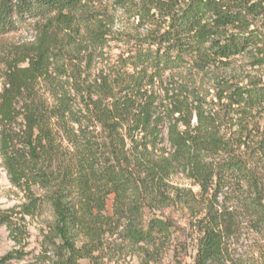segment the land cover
I'll list each match as a JSON object with an SVG mask.
<instances>
[{
  "label": "trees",
  "instance_id": "obj_1",
  "mask_svg": "<svg viewBox=\"0 0 264 264\" xmlns=\"http://www.w3.org/2000/svg\"><path fill=\"white\" fill-rule=\"evenodd\" d=\"M92 12L86 0H0V37L29 20L35 33L32 41L11 45L1 73L0 173L29 202L18 212L0 210V227L20 243L28 235L20 213L31 214L44 198L54 219L42 236L41 254L51 264L94 263V252L113 233L154 258L170 240V211L193 219L201 213L191 189L170 182L181 173L200 193L213 190L194 221L201 235L192 264H243L223 256L220 226L228 230L234 215L227 208L218 211L212 200L226 182H245L248 190L238 194V202L264 223V176L240 150L242 120L264 111V83L224 82L217 97L226 99L222 116L186 90L166 91L162 100L152 87L167 71L192 62L207 65L257 44L258 62L264 63L261 32L222 1L172 4L161 11L164 28L135 37L111 73L88 79L80 66L76 20L94 23L100 33L102 20ZM87 15L91 20L83 19ZM230 112L239 118L240 135L226 137L221 122ZM23 256L9 251L0 264Z\"/></svg>",
  "mask_w": 264,
  "mask_h": 264
},
{
  "label": "rangeland",
  "instance_id": "obj_2",
  "mask_svg": "<svg viewBox=\"0 0 264 264\" xmlns=\"http://www.w3.org/2000/svg\"><path fill=\"white\" fill-rule=\"evenodd\" d=\"M92 9V14L102 20V30L97 33L93 23L84 26L76 20L78 36L82 45L80 50V66L87 71V78L93 79L100 74L111 73L118 57L124 54L133 44L135 37L151 35L165 27L163 8L183 7L187 0H86ZM222 1L227 10L243 12L251 22V28L261 32L264 45V0H217ZM143 5L150 8L144 10ZM91 18V15L83 19ZM95 22V21H94ZM33 21L20 23L19 29L0 37V88L3 82L1 73L8 61L12 44L29 42L34 39ZM91 25V26H90ZM92 30V31H91ZM227 59H211L207 65L196 66L194 62L179 71H167L156 80L152 90L164 100L165 92L186 90L204 99L205 107L220 110L226 103L225 98L218 100V93L224 82L245 85L251 82L264 83V63L258 59L262 54L256 47ZM40 89L49 98L51 92L47 84L41 83ZM177 115V114H175ZM239 118L230 112L225 122H221V129L227 136L240 135L237 131L241 128ZM195 124V118L192 119ZM244 128L241 131L240 150L247 155L249 167L257 169L264 176V111L255 113L253 117L242 120ZM166 130L163 129L165 136ZM235 133V134H231ZM170 182L184 189H191L197 200L196 206L201 209L197 218L193 219L183 211L175 209L172 212L170 240L154 258L145 254L140 245L132 244L119 233L105 237L101 247L94 252L96 262L90 263L88 259H80V264H192L197 249V242L201 231L194 221H197L204 212V200H211V193H200V187L184 174L173 176ZM237 186H239L237 188ZM234 185V179L221 186L212 200L214 208L220 211L227 208L233 211V221L225 231L223 224L222 247L223 256L227 261L242 262L243 264H264V223L240 206L238 194L246 193L248 186L245 182ZM37 194H40L36 191ZM208 195V196H207ZM113 195L106 201L107 213L112 212ZM25 193L11 185L5 172L0 173V210H21L23 204L28 203ZM205 211V210H204ZM27 229V237L20 243H15L4 227H0V256L9 251H24L22 258H15L9 264H51L41 254L43 234L48 231V226L53 222V214L49 203L43 198L40 206L31 214L20 213Z\"/></svg>",
  "mask_w": 264,
  "mask_h": 264
}]
</instances>
